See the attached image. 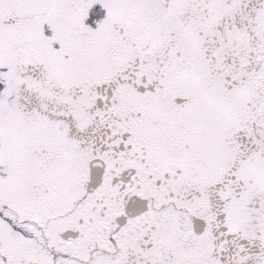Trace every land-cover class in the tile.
<instances>
[{
	"label": "snow or ice",
	"instance_id": "1",
	"mask_svg": "<svg viewBox=\"0 0 264 264\" xmlns=\"http://www.w3.org/2000/svg\"><path fill=\"white\" fill-rule=\"evenodd\" d=\"M0 264H264V0H0Z\"/></svg>",
	"mask_w": 264,
	"mask_h": 264
}]
</instances>
